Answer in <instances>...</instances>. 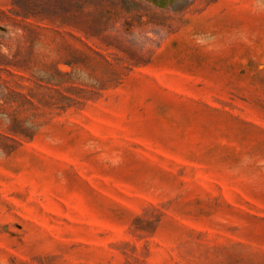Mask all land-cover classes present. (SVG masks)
I'll return each instance as SVG.
<instances>
[{
  "label": "rangeland",
  "instance_id": "1",
  "mask_svg": "<svg viewBox=\"0 0 264 264\" xmlns=\"http://www.w3.org/2000/svg\"><path fill=\"white\" fill-rule=\"evenodd\" d=\"M0 264H264V0H0Z\"/></svg>",
  "mask_w": 264,
  "mask_h": 264
}]
</instances>
